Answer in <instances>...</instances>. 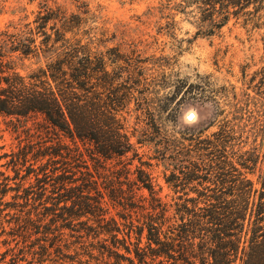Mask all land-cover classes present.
Wrapping results in <instances>:
<instances>
[{
  "label": "trees",
  "instance_id": "obj_1",
  "mask_svg": "<svg viewBox=\"0 0 264 264\" xmlns=\"http://www.w3.org/2000/svg\"><path fill=\"white\" fill-rule=\"evenodd\" d=\"M158 3L147 12H156L157 33H173L179 14L196 37L217 35L231 18L264 28V0ZM46 10L27 34L0 32V115L39 118L16 151L0 155L13 172L0 171V243L7 246L0 264H264V180L246 175L257 157L241 152L237 117L218 106L221 120L196 134L177 132V109L163 116L168 104L155 98L157 75L125 61L117 46L96 43L79 15ZM187 84V93L201 94L200 83ZM210 126L216 130L201 138ZM137 144L174 170L179 164L182 175L172 169L167 178L174 186L199 179L212 193L136 198L134 188L152 192L143 163L123 187Z\"/></svg>",
  "mask_w": 264,
  "mask_h": 264
},
{
  "label": "rangeland",
  "instance_id": "obj_2",
  "mask_svg": "<svg viewBox=\"0 0 264 264\" xmlns=\"http://www.w3.org/2000/svg\"><path fill=\"white\" fill-rule=\"evenodd\" d=\"M158 4V0H0V32L27 34L30 27H35L34 21L48 15L46 9L53 10V14L79 15L83 21L82 32L95 39L96 43L117 46L125 61L142 65L147 73L157 75L160 87L156 89L155 98L168 104L163 116L169 113L170 107L177 109V132L196 134L199 128L206 127L212 120H221L222 115H218L216 110L218 106L228 118L237 117L235 122L242 140L241 152L254 151L257 157L254 171L246 175L254 182L264 180V28L252 29L242 18H231L217 35L196 37L195 28L179 14L175 17L173 33H157L156 12L151 11L155 16H148L147 12ZM52 31L48 29V32ZM24 64L29 66L31 62L25 60ZM34 67L29 66L30 69ZM182 81L186 84L179 88ZM187 83H200L201 94L187 93ZM20 119L0 115V155L16 151L19 140L25 138L22 131L39 120L22 122L25 126L14 131L10 122L21 125L22 117ZM215 130L216 127L210 126L201 138L209 137ZM174 137L181 138V134ZM136 148L138 158L129 166L123 187L127 189L137 177V166L141 163L152 184V192L134 188L136 198L149 199L154 195L170 202L179 196L196 197L212 193L209 189L213 185L199 179L178 180L181 185L174 186L167 178L173 172L182 175L179 164L174 170L172 164L160 158L150 146L137 144ZM129 157L131 153L122 159L127 161ZM7 160L8 157L0 159V171L11 176L12 170L4 165ZM109 161L110 164L117 162L115 159ZM187 164L183 163V166ZM236 167L245 171L239 164ZM15 183L10 181L12 187ZM255 186L259 188L260 184ZM14 193L13 190L8 191L4 200H11ZM6 248L0 243V253ZM8 259L9 256L5 260Z\"/></svg>",
  "mask_w": 264,
  "mask_h": 264
},
{
  "label": "water",
  "instance_id": "obj_3",
  "mask_svg": "<svg viewBox=\"0 0 264 264\" xmlns=\"http://www.w3.org/2000/svg\"><path fill=\"white\" fill-rule=\"evenodd\" d=\"M190 114H191V113H189V114H188V118H189V119L192 117V116H191V117H189V116H190Z\"/></svg>",
  "mask_w": 264,
  "mask_h": 264
}]
</instances>
